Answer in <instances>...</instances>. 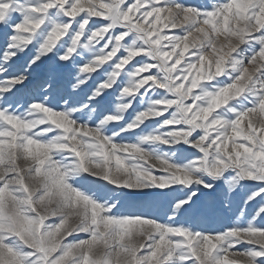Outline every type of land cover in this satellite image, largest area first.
I'll return each instance as SVG.
<instances>
[{"label": "snow or ice", "instance_id": "snow-or-ice-1", "mask_svg": "<svg viewBox=\"0 0 264 264\" xmlns=\"http://www.w3.org/2000/svg\"><path fill=\"white\" fill-rule=\"evenodd\" d=\"M0 36V264H264V0H0Z\"/></svg>", "mask_w": 264, "mask_h": 264}, {"label": "rangeland", "instance_id": "rangeland-1", "mask_svg": "<svg viewBox=\"0 0 264 264\" xmlns=\"http://www.w3.org/2000/svg\"><path fill=\"white\" fill-rule=\"evenodd\" d=\"M128 2H131V0H128ZM190 2H194V3H198V4H208L211 2V0H190ZM0 42H2V36H0ZM61 80H62L63 89L54 98V102L60 100V95L64 94V90L70 89V84H69L70 76L68 75V73L66 71L62 74ZM205 207L206 208H216L217 211H216L214 216L202 214L198 218L197 223H199L200 226L204 227V228H219L225 224L239 222V220H241V219H243L246 222V220L251 217V215L254 212V209H255V207H257V205H252V206L248 207L246 216L241 215V208H243L244 206H243L240 198H237L236 200H234L231 208H229L228 210H223V209L219 208L218 204L210 203L207 201L205 203ZM126 210L135 211V209H126ZM152 210L155 211V208H153Z\"/></svg>", "mask_w": 264, "mask_h": 264}]
</instances>
